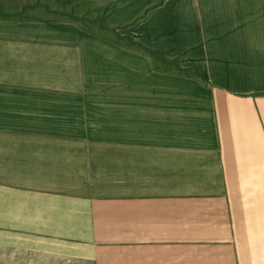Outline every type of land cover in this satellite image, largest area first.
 <instances>
[{"label": "crops", "instance_id": "crops-1", "mask_svg": "<svg viewBox=\"0 0 264 264\" xmlns=\"http://www.w3.org/2000/svg\"><path fill=\"white\" fill-rule=\"evenodd\" d=\"M58 64L126 87L46 98ZM247 177L264 0H0V264H264Z\"/></svg>", "mask_w": 264, "mask_h": 264}, {"label": "rangeland", "instance_id": "rangeland-1", "mask_svg": "<svg viewBox=\"0 0 264 264\" xmlns=\"http://www.w3.org/2000/svg\"><path fill=\"white\" fill-rule=\"evenodd\" d=\"M43 66V65H42ZM69 69L64 74V65L58 64L55 66V71H46V69L40 68V80L39 87L52 88V89H70L71 92L66 95H54L47 96L46 98L58 99L67 98L71 102L79 100L83 102L85 99L99 98L102 102H111V93L116 88H125V81H113L111 79L95 80V79H82L78 78L80 75L79 67L83 65H67ZM67 76V78H65ZM92 92L99 93L98 96L83 95V93ZM70 94V95H69ZM77 96H76V95ZM264 179V177H263ZM255 181V182H254ZM234 185H231V191L228 193V197L231 203H264V190H258V177H247L246 183L239 186V191H234ZM244 188V189H243Z\"/></svg>", "mask_w": 264, "mask_h": 264}]
</instances>
